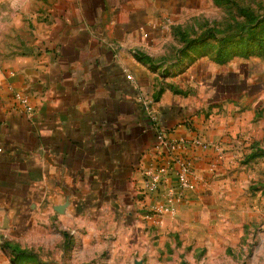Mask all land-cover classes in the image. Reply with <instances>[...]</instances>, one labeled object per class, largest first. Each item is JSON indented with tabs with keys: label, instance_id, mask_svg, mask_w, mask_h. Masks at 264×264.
<instances>
[{
	"label": "crops",
	"instance_id": "1",
	"mask_svg": "<svg viewBox=\"0 0 264 264\" xmlns=\"http://www.w3.org/2000/svg\"><path fill=\"white\" fill-rule=\"evenodd\" d=\"M207 4L0 0V264H65L66 248L81 264L93 232H137L141 171L157 158L150 114L162 118L170 140L206 144L189 158L197 177L207 176L224 143L197 112L207 97L197 66H208L218 83L231 61L256 55L222 63L208 43H197L184 48L181 66L160 60L172 25ZM49 231L70 234L58 239L55 261L29 248L37 232Z\"/></svg>",
	"mask_w": 264,
	"mask_h": 264
},
{
	"label": "rangeland",
	"instance_id": "2",
	"mask_svg": "<svg viewBox=\"0 0 264 264\" xmlns=\"http://www.w3.org/2000/svg\"><path fill=\"white\" fill-rule=\"evenodd\" d=\"M258 23L264 27V0H208L186 21L172 25L160 60L181 66L189 42H208L215 50L223 38L249 36L251 25ZM194 61L195 65L198 61ZM226 66L230 72L221 75L218 83L208 66H197L205 83L199 93L207 92L197 112L224 143V151L214 149L218 162L206 168L207 176L200 179L194 169L195 187L175 216L147 220L150 205L163 197L147 195L141 187L137 212L141 228L125 236H111L107 230L100 232L102 236L93 232L91 254L81 264H264V52L256 49L255 56L234 59ZM159 121L164 126L162 118ZM213 145L208 146L212 149ZM61 234L70 235L67 231H49L47 236L37 232L29 248L39 257L47 251L49 260L55 261L57 247L63 246L57 243ZM83 235L86 232L74 237L79 241ZM114 237H126L132 244L121 241L114 248L110 241ZM68 250L63 260L73 264Z\"/></svg>",
	"mask_w": 264,
	"mask_h": 264
},
{
	"label": "built area",
	"instance_id": "3",
	"mask_svg": "<svg viewBox=\"0 0 264 264\" xmlns=\"http://www.w3.org/2000/svg\"><path fill=\"white\" fill-rule=\"evenodd\" d=\"M14 97L26 108L28 115L32 113L29 101L24 95L16 93ZM143 103L145 109L150 108V104L146 101ZM149 119L150 128L155 133L154 153L157 158L154 163L141 171V178L142 190L145 194L150 196L162 194V201L150 205L151 210L147 216V220L156 221L163 215L175 216L180 206L188 201L196 179L189 153L192 148L201 147V142L199 140L172 141L168 138V130L159 121L158 114H150Z\"/></svg>",
	"mask_w": 264,
	"mask_h": 264
},
{
	"label": "trees",
	"instance_id": "4",
	"mask_svg": "<svg viewBox=\"0 0 264 264\" xmlns=\"http://www.w3.org/2000/svg\"><path fill=\"white\" fill-rule=\"evenodd\" d=\"M261 24L258 23L255 26L251 25V29H250L251 34L249 36H246L247 39L244 35H240L237 37L234 36L226 37L221 39L220 42L218 41L216 45L217 47L215 49L216 50L215 55L217 57V60L224 63L227 62L232 57L240 54L247 56L254 55L256 54V49H258L260 53L263 54L264 38H262L263 36L261 37V33L264 32V27H262ZM259 28L260 30H258ZM197 43L200 44V43H208V42L200 41L199 43V42L191 41L189 42L188 47H191L192 45ZM209 48L212 49L213 46H209Z\"/></svg>",
	"mask_w": 264,
	"mask_h": 264
}]
</instances>
